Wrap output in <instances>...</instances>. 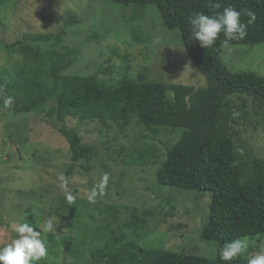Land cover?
I'll return each instance as SVG.
<instances>
[{
    "label": "rangeland",
    "instance_id": "1",
    "mask_svg": "<svg viewBox=\"0 0 264 264\" xmlns=\"http://www.w3.org/2000/svg\"><path fill=\"white\" fill-rule=\"evenodd\" d=\"M69 13L77 20L64 25ZM60 31L61 42L47 47L67 55L68 73L95 75L108 84L138 73L166 82L206 83L179 31L166 27L152 5L139 9L113 0H4L0 70L21 69V49L13 44L27 33ZM216 51L229 71L264 75V43L220 45ZM232 99L235 104L241 101L237 95ZM247 109L249 119L233 127L236 151L261 156L262 127L254 110ZM63 126L74 128L91 149V156L81 159L71 175L65 173L71 152L58 130ZM182 131L162 126L153 132L136 123L120 131L112 120L76 116L54 121L44 112L14 114L0 109V246L16 238L13 229L19 222L42 228L51 219L54 227L44 234L47 255L39 262L94 264L106 242L128 230L126 221L141 220L147 210L151 212L147 227L132 231L133 241L214 258L217 241L201 237L209 192L163 187L155 180L157 167ZM137 151L149 152V164L125 163ZM104 173L110 177L105 193L90 204L87 194ZM60 177L66 178L76 197L74 204L66 201ZM69 233L74 237L71 253L64 249ZM242 239L248 242L243 253L248 258L264 247V236Z\"/></svg>",
    "mask_w": 264,
    "mask_h": 264
},
{
    "label": "trees",
    "instance_id": "2",
    "mask_svg": "<svg viewBox=\"0 0 264 264\" xmlns=\"http://www.w3.org/2000/svg\"><path fill=\"white\" fill-rule=\"evenodd\" d=\"M3 2L0 0V6ZM113 2L139 9L152 5L166 27L179 31L189 58L206 83L195 86L166 82L138 73L135 77L123 75L108 84L95 75L71 74L66 72L70 64L67 55L47 47L61 42L64 29L59 33H27L13 44L21 49V69L0 70V86L6 95L14 97V104L5 108L0 96V109L14 114L44 112L54 121L76 116L112 120L120 131L131 123L153 132L162 126L183 128L157 167L155 180L163 187L209 192V213L201 237L217 241L216 256L208 258L139 245L129 237L139 227L146 229L151 212L144 210L141 220L126 221L130 231L122 229L106 242L94 264H248L249 258L243 253L232 261H221L219 249L235 239L264 236V75L255 71H229L216 51L223 45V34L213 47L202 48L191 38L190 17L196 12L214 15L231 5L241 12V22L247 23L248 13L252 12L255 20L248 26L245 39L230 44L264 43V0ZM216 4L220 5L219 9L214 7ZM76 20L69 13L64 25ZM233 95L241 98L238 104L233 103ZM247 98L251 99V105ZM247 108L254 110L262 127L261 156L236 151L233 127L249 119L251 111ZM233 110L240 113L236 119H232ZM58 130L70 148L71 163L65 173L71 175L81 159L91 156V149L82 143L74 128L63 126ZM131 157L125 160L126 164L150 162L149 152L137 151ZM73 248L74 237L69 233L64 249L71 253Z\"/></svg>",
    "mask_w": 264,
    "mask_h": 264
},
{
    "label": "clouds",
    "instance_id": "3",
    "mask_svg": "<svg viewBox=\"0 0 264 264\" xmlns=\"http://www.w3.org/2000/svg\"><path fill=\"white\" fill-rule=\"evenodd\" d=\"M219 9L220 5H214ZM250 19L247 23L241 22V12L233 6L224 7L222 11H217L214 15H205L202 12L193 13L190 17L191 38L198 41L200 46L209 49L216 44L220 34H223V46H229L231 41H242L247 36L248 26L255 20L252 12L248 13ZM0 96H3L5 108H10L14 104V97L6 95L3 86H0ZM240 113L233 110L232 119L239 117ZM109 174L104 173L98 183L87 194L90 204L97 202V197L102 196L109 183ZM62 181L60 188L64 191L68 204H74L76 197L67 187L65 177H60ZM54 225L49 219L42 228L35 227L26 222H19L15 227L16 238L10 243L0 246V264H38L47 255V244L45 233L51 231ZM248 250V242L243 239H235L227 242L219 249V259L221 261H232ZM248 264H264V247L252 254L248 259Z\"/></svg>",
    "mask_w": 264,
    "mask_h": 264
}]
</instances>
